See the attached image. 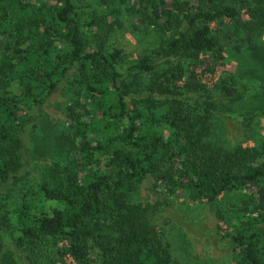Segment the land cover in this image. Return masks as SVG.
<instances>
[{
	"label": "trees",
	"instance_id": "16d2710c",
	"mask_svg": "<svg viewBox=\"0 0 264 264\" xmlns=\"http://www.w3.org/2000/svg\"><path fill=\"white\" fill-rule=\"evenodd\" d=\"M121 15L156 46H110ZM263 34L264 0H0V264H180L130 201L147 178L224 217L225 240L185 225L230 264H264V131L229 149L206 141L215 101L241 93L225 55L246 50L264 81ZM55 93L60 126L30 154L49 161L27 172L24 137Z\"/></svg>",
	"mask_w": 264,
	"mask_h": 264
},
{
	"label": "rangeland",
	"instance_id": "374dc122",
	"mask_svg": "<svg viewBox=\"0 0 264 264\" xmlns=\"http://www.w3.org/2000/svg\"><path fill=\"white\" fill-rule=\"evenodd\" d=\"M120 28L111 37L110 46L121 48L126 54L135 57L141 53H148L155 44L153 28L139 21L136 17L121 15ZM264 38V34H263ZM263 40V39H262ZM224 66H221L222 74L226 76V82L236 86L240 91L237 100L225 99L215 101L209 118V130L206 141L212 146L229 149L237 144L251 145L263 135L264 114L259 110L262 106L263 74L256 72L253 61L246 50L238 53H229L224 57ZM254 73L257 75L254 77ZM210 82V81H209ZM58 94H52L43 104L41 118L37 126L32 129L30 137H24L28 168L48 162L49 158L31 156L32 149H42L43 145L50 141L51 133L58 129V121L61 116V103ZM242 114H250L246 119L234 117ZM234 116V117H233ZM28 176V174H27ZM30 177V176H28ZM231 195L227 194L223 199L226 202ZM234 197V194L233 196ZM231 197V200H232ZM133 203L145 206L150 212V221L161 232V238L167 243L173 260L180 264H230L231 255L220 244L213 241L205 233L198 232L185 225L186 220L202 221L207 229L212 230L218 237L229 233L231 227L224 217L216 218L213 208H205L202 202H191L185 196L169 193L165 188L158 186L150 178L140 182L134 193L130 196ZM8 208L11 203L8 202ZM229 208L220 202L219 208ZM10 223L11 220H9ZM184 222V223H183ZM218 228V229H217ZM221 230V233L218 232Z\"/></svg>",
	"mask_w": 264,
	"mask_h": 264
}]
</instances>
